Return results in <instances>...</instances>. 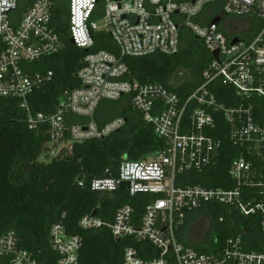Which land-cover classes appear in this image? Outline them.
<instances>
[{"label": "built area", "instance_id": "built-area-1", "mask_svg": "<svg viewBox=\"0 0 264 264\" xmlns=\"http://www.w3.org/2000/svg\"><path fill=\"white\" fill-rule=\"evenodd\" d=\"M65 1L69 2L74 45L94 48L96 35L106 32L120 55L107 50L88 53L77 74L80 87L66 91L53 113L36 112L29 97L49 83L54 73L32 68L64 46L53 20L56 0H0V98L19 99L29 128L47 126L51 149H57L70 142L73 145L107 136L124 126L126 119L121 116L100 127L95 114L103 100L130 96L133 108L167 144L165 151L145 159L125 158L117 176L95 178L90 183L94 192L113 193L126 187L131 196H154L143 215L138 216L131 204H124L112 221L91 213L80 219L79 226L84 230L108 227L115 239L150 241L160 252L157 257L143 259L135 247H128L123 264H264V120L258 121L254 103H247L254 95L264 97V0ZM23 5L26 7L21 12ZM224 16H254L262 27L251 39L231 35L220 25ZM183 29L202 40L212 56L203 71L204 82L185 101L163 84L129 78L123 57L177 54ZM217 81L234 88L244 102L231 106L219 102L210 88ZM218 110L229 124L233 146L239 150L229 166L235 185L180 183L182 174L208 170L218 161L223 140L206 133L216 128L213 112ZM72 114L86 121L72 122ZM79 185L85 186L84 181ZM214 202L232 206L245 217L258 215L262 249L248 248L242 235L229 237L214 253L181 241L179 231L189 215ZM220 221H224L223 216ZM50 238L59 256L56 263L44 262L21 247L14 231L0 236V261L79 264L82 236L68 233L66 225L59 222L52 226ZM189 242L203 240L189 237Z\"/></svg>", "mask_w": 264, "mask_h": 264}, {"label": "trees", "instance_id": "trees-1", "mask_svg": "<svg viewBox=\"0 0 264 264\" xmlns=\"http://www.w3.org/2000/svg\"><path fill=\"white\" fill-rule=\"evenodd\" d=\"M25 7L22 6L21 12ZM53 20L64 46L58 53L42 58L32 68L52 70L54 75L49 83L36 89L29 97L36 112L48 114L58 108L66 91L80 87L77 74L88 53L107 50L120 55L119 47L106 32L96 35L94 48H80L72 43L68 1L56 0ZM211 59L204 42L183 29L177 54L125 56L122 60L129 67V78L142 83L163 84L185 101L204 82L203 71ZM210 88L219 102L229 106L243 101L237 97L234 88L219 81ZM249 102L254 103L256 119L264 120V97L254 95ZM194 106L195 103L187 112ZM213 113L216 128L206 130V133L223 140L220 157L208 170L182 174L178 179L180 183L225 188L235 185L229 177V166L239 150L229 138V124L223 113L219 110ZM121 116L126 123L111 134L74 142L70 151L62 150L59 155L51 157L47 126L29 128L19 99L0 98V236L14 231L21 247L32 251L44 262L56 263L59 256L51 247L50 231L54 224L61 222L66 225L68 233L83 237L79 264H123L128 247H135L143 259L159 256V250L150 241H139L133 237L115 239L108 227L84 230L79 226L84 215L94 212L112 221L116 210L124 204H131L141 216L145 206L155 198L149 195L131 196L126 187L113 193L90 189V183L95 178L117 176L125 158L145 159L167 149L166 142L156 135L153 126L145 122L139 110L133 108L130 96L103 100L95 119L103 127ZM70 119L72 122L86 121V118L73 114ZM42 157L48 160H41ZM80 181H84L85 186H80ZM200 216L209 220L208 234L202 238V243H190L188 217L179 231L185 244L214 253L223 247L229 237L242 235L248 248L262 249L258 215L245 217L232 206L214 202L205 204L190 217ZM222 216L224 221L221 222ZM0 264L5 262L0 261Z\"/></svg>", "mask_w": 264, "mask_h": 264}, {"label": "crops", "instance_id": "crops-1", "mask_svg": "<svg viewBox=\"0 0 264 264\" xmlns=\"http://www.w3.org/2000/svg\"><path fill=\"white\" fill-rule=\"evenodd\" d=\"M220 25L228 34L251 39L259 32L262 27V22L254 16H224L221 19ZM190 216L188 218L187 231H189L193 223H196L199 218H191ZM189 237L191 236H188V239Z\"/></svg>", "mask_w": 264, "mask_h": 264}, {"label": "rangeland", "instance_id": "rangeland-1", "mask_svg": "<svg viewBox=\"0 0 264 264\" xmlns=\"http://www.w3.org/2000/svg\"><path fill=\"white\" fill-rule=\"evenodd\" d=\"M70 145H72V142L67 144L66 147H64L65 145H62L60 148H63V149H60V148L52 149L50 152V156L51 157L57 156L60 154L62 150L70 151V148H69ZM41 160L46 161L48 159H45V157H42ZM208 230H209V220L200 216L198 220L196 221L195 225L190 227L188 231V236H191L192 240L197 241L199 238H204L208 234Z\"/></svg>", "mask_w": 264, "mask_h": 264}, {"label": "water", "instance_id": "water-1", "mask_svg": "<svg viewBox=\"0 0 264 264\" xmlns=\"http://www.w3.org/2000/svg\"><path fill=\"white\" fill-rule=\"evenodd\" d=\"M218 19H216L215 21H217ZM72 40V43L74 42V40H73V38L71 39ZM214 55H215V57H218V53L217 52H215L214 53ZM96 212H94V214H95Z\"/></svg>", "mask_w": 264, "mask_h": 264}, {"label": "flooded vegetation", "instance_id": "flooded-vegetation-1", "mask_svg": "<svg viewBox=\"0 0 264 264\" xmlns=\"http://www.w3.org/2000/svg\"><path fill=\"white\" fill-rule=\"evenodd\" d=\"M198 240H202V238H199Z\"/></svg>", "mask_w": 264, "mask_h": 264}]
</instances>
